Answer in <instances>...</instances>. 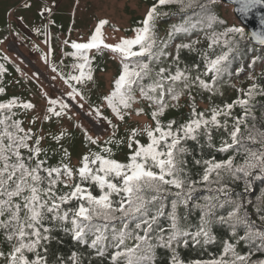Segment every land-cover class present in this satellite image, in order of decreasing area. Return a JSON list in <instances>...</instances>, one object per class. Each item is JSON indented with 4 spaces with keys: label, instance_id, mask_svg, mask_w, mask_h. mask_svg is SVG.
<instances>
[{
    "label": "snow or ice",
    "instance_id": "obj_1",
    "mask_svg": "<svg viewBox=\"0 0 264 264\" xmlns=\"http://www.w3.org/2000/svg\"><path fill=\"white\" fill-rule=\"evenodd\" d=\"M223 3L157 0L131 28L133 34L115 43L105 42L102 29L107 20H101L86 41H63L72 49L65 53L73 60L71 71L53 65L52 72L67 91L58 98L45 94L46 110L28 123L71 120L74 107L84 109L87 104V114L106 121L112 135L101 146L99 138L77 124L86 145L99 148H89L77 165L62 143L65 132L34 130L16 118L17 110L32 112L35 104L17 97L0 101V243L9 249H0L3 264H158L161 251L168 255L167 264H264V259H252L264 254V199L253 204L234 187L242 183L248 193L254 180L264 179V105L256 103L264 96V83L259 82L264 77V54L249 55L264 47V17L261 30L246 37L244 26L230 25L219 15ZM232 4L238 5L235 12L247 17L264 7V0ZM162 6H176L183 14L163 37L157 22L169 13L158 11ZM44 34L47 42V28ZM201 36L206 48L198 47ZM93 50H106L119 62V72L99 104L89 103L85 94L94 82ZM184 51L195 53L197 62L185 63ZM246 56L247 68L254 69L259 61L260 76L248 73L252 82L237 88L235 99L198 111L193 89L215 96L221 85L240 75L234 65ZM44 60L48 63V53ZM4 71L0 65V75ZM4 92L0 87V94ZM183 95L192 100L187 120L162 122ZM104 108L111 110L113 119L104 115ZM143 115H150L152 123L130 129L127 162L114 159L109 145L124 141L115 139L120 125L113 120L127 123L128 118ZM216 132L223 134L219 147L214 143ZM141 135L147 143L137 139ZM49 137L60 145L55 165L49 164V150L43 146ZM205 148L225 158L205 157ZM188 157L199 172L193 174ZM218 227L227 233L218 255L191 261L182 257V249L217 243ZM62 237H70L73 245L67 255L52 251L54 243H64ZM241 244L247 251L237 250Z\"/></svg>",
    "mask_w": 264,
    "mask_h": 264
},
{
    "label": "rangeland",
    "instance_id": "obj_2",
    "mask_svg": "<svg viewBox=\"0 0 264 264\" xmlns=\"http://www.w3.org/2000/svg\"><path fill=\"white\" fill-rule=\"evenodd\" d=\"M156 2L157 0H0V41H2L0 65L5 68L3 74L7 81L4 88L7 93L5 100L17 97L36 105L32 112H21L25 127H32L34 130L43 127L45 132L50 131L54 134L65 132L62 143L71 153L73 165H77L80 157L89 148L99 151L96 145H86L83 131L77 127V124L86 128L94 138H99L100 145L112 135V128L106 121L100 122L89 116L87 104L84 109L74 107L73 112L70 113L71 120L53 119L43 124L37 121L35 125L28 123L33 116L38 113L43 115L46 110L45 94L48 97L58 98L64 96L67 91V86L62 80L53 79L56 73L52 72L53 65L65 73L71 71L73 60L65 53L71 52L72 49L63 41H86L99 22L107 20L108 23L102 29L105 42L115 43L120 37L131 36L133 34L131 28L137 26V22L144 18L147 10ZM45 9H51V12L44 11ZM219 9L221 16L226 18L229 24L233 21L238 23L233 15V6L223 3ZM170 24L164 22L163 30H169ZM45 28L48 32L47 42ZM163 30L161 29V34ZM46 53H48V63L44 60ZM90 55L93 56L94 82L88 84L85 94L89 103L99 104L119 72V62L106 50L103 52L93 50ZM5 56L8 57L7 60L4 59ZM245 59L248 57L246 56ZM260 69L259 62L254 69L246 67L241 75L236 76L234 85H238L248 73L258 72ZM103 111L105 116L113 119L110 109L104 108ZM113 122L120 125L115 139L124 141L121 146H110L113 158L118 161L126 160L129 155L127 136L130 129L143 127L151 122L144 116L128 118L127 123L116 120ZM144 137L141 135L137 138ZM43 146L49 150L50 162L60 160V145L49 137L43 142Z\"/></svg>",
    "mask_w": 264,
    "mask_h": 264
},
{
    "label": "trees",
    "instance_id": "obj_3",
    "mask_svg": "<svg viewBox=\"0 0 264 264\" xmlns=\"http://www.w3.org/2000/svg\"><path fill=\"white\" fill-rule=\"evenodd\" d=\"M158 11L160 12H168L169 15L167 16H161V18L158 20L157 22V31L159 32L160 36H166L167 31L163 30L164 28V22H168L171 23L168 26H172L173 24L179 23L181 16L183 15L182 13L179 12V9L176 6H162L160 8H158ZM219 11V15L221 16V12L220 9L218 8ZM222 17V16H221ZM235 24L237 26H241L239 23H236L235 21L231 22L230 25ZM161 29L163 30L162 34ZM246 31V30H245ZM247 31H246V37H247ZM188 42V41H185ZM252 46L255 47L256 44H254L253 42ZM207 46V41L203 39V37L201 36V44L198 45V47L201 48H206ZM254 54H264V47H261L258 49V51L256 53L253 52H249V55H254ZM182 59L185 63L188 64H192L194 62H197L198 58L196 56L195 53H188L187 51L182 52ZM245 61H247V59L245 60H241L237 62V65H234V67H239L240 69V75L246 70V66H245ZM259 62V61H258ZM260 72L261 69L258 72H255V74L259 77L260 76ZM236 76H233L230 81L224 83L223 85L220 86L218 93L215 96H212L211 98L209 97V94L207 92H204L202 90H197V89H193L192 91V96L195 97V101H196V105H197V110L198 111H206L211 105L215 104V105H221L224 103H229L231 102L233 99H235V97L237 96V88H247L249 86V84H251L252 81L247 79V75L244 76V79H242L240 81V83L238 85H234V80H235ZM260 83H264V77H261L259 80ZM5 83L7 84L6 78H4V74L0 75V87L5 88ZM235 86V87H234ZM5 96H7V93L4 92L3 94H0V101H6L5 100ZM186 96V97H185ZM183 97H185L183 99ZM191 97L188 95H183L181 96V99L178 102V106L177 107H170L165 114L161 117L162 122L167 123L169 120H175L178 124L179 123H184L190 113V105H191ZM256 103L258 105H264V96L261 97H257ZM202 104H205V106H202ZM19 115L16 117L18 119H22L21 117V112L20 110H17ZM150 109H146V112L150 113ZM241 112V110L239 108L235 109V114L239 115ZM257 117H260L261 112L257 111L256 113ZM144 117H146L147 120H149L151 123V117L150 115H143ZM222 133L220 132H216L214 134V143L216 144L217 147H219L221 139H222ZM138 139V138H137ZM107 138L105 140H103V142L101 144L104 143V141H106ZM121 140V139H119ZM139 140L141 141V143H147V137L145 136L144 138H139ZM190 144L192 142H189ZM104 145V144H103ZM101 145V146H103ZM112 145H116V144H112ZM109 145V146H112ZM117 146H121V144L117 145ZM195 152L199 153V148L195 145H192ZM204 154L205 157H208L210 155H215L218 159H222L225 158V156L221 153L216 152L214 149H208L205 148L204 149ZM231 153H229L230 155ZM129 156V155H128ZM197 158H199V156H197ZM126 160H122L121 162H127ZM189 160V168H191L193 174L199 172L201 169H199L197 166L193 165L192 163V157H188ZM241 157L237 156V161H240ZM57 162H50V165H55ZM236 192L238 194H244L246 196V198L248 200H251L253 202V204L258 202L257 198H261L264 199V179H256L252 182V187L249 190L248 193H244L243 192V184L239 183L236 184L235 186ZM251 206H250V211H251ZM255 216L254 212H253V217ZM215 232L217 234V243L208 246L205 249H200V248H188V249H182L181 250V254L182 257L188 261L194 260V259H209L212 258L213 255H218L221 251V244L220 241L225 239L227 237V233L223 228H217L215 229ZM57 235H62V234H57ZM64 240L63 244H53L52 247V251L53 252H62L65 255H67L73 248L72 242L70 240V237H62ZM2 239V238H0ZM0 249H2L4 252H7L8 246L6 244L0 243ZM238 251H240L241 253L247 251L246 248H244L243 244H241L240 246H238ZM252 259H264V254H257L254 255L252 257ZM168 262V255L167 253L161 251L160 252V257H159V261L158 264H167ZM0 264H3V260L0 259Z\"/></svg>",
    "mask_w": 264,
    "mask_h": 264
},
{
    "label": "water",
    "instance_id": "obj_4",
    "mask_svg": "<svg viewBox=\"0 0 264 264\" xmlns=\"http://www.w3.org/2000/svg\"><path fill=\"white\" fill-rule=\"evenodd\" d=\"M224 4L233 6V15L238 23L245 27L247 34L261 30L260 19L264 17V7H257L251 14L244 17L235 12V8L238 7V5H233L232 0H224ZM252 42L256 44L255 41Z\"/></svg>",
    "mask_w": 264,
    "mask_h": 264
}]
</instances>
